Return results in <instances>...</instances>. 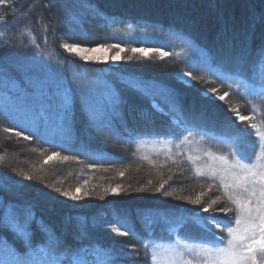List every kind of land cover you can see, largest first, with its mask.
Listing matches in <instances>:
<instances>
[{"label":"rangeland","instance_id":"1","mask_svg":"<svg viewBox=\"0 0 264 264\" xmlns=\"http://www.w3.org/2000/svg\"><path fill=\"white\" fill-rule=\"evenodd\" d=\"M58 2L60 3L61 1L0 0V5H15L14 9L19 10L24 7L28 9L30 4L32 6L36 3H43L49 7L51 6L50 3L56 4ZM64 2L60 3L61 8L74 10L73 13L71 11L70 17L74 19L76 26L73 24L74 30L69 29L70 31H67L66 34L62 29L60 30V34L57 35L59 46L49 45L45 39L47 33L39 28L38 31H42V38H38L36 35L35 42H33L34 37L31 35L30 27H23V29L19 30L22 41L19 38L16 41L15 33L12 32L8 25L9 21H11L12 12L6 6L2 8L0 6V50H5V52H2L5 57L1 55L2 59L0 56V107L26 132L38 134V136L52 144L70 147L74 141L72 111L77 103L90 123V125L87 123V127H92L93 132L96 134L105 130L108 132L107 137L111 140V135L115 136V128L113 127L115 116L120 114L118 111L119 93L125 90L123 81L138 84L139 89L148 94L150 98H158L165 104L171 105L177 111L178 102L167 83H173L184 88L185 92L196 93L200 96H202V89L216 88L218 94L221 95L224 92H228L229 95L224 102H213L206 98L228 115L229 112L226 109L238 108L241 115L251 116L252 104L257 105L260 113H264V102H261L258 96H251L249 99H245L242 95L245 84L254 85L259 89L261 82H249L238 75L215 67L206 51L198 47L190 37L172 30L149 25L132 23L126 25L110 23L107 25L106 21H104L105 24L100 22L99 24L89 25V20L84 19L86 17L85 14L90 12L88 11L89 8L86 9V6L81 5L80 2L76 4L72 2L73 6ZM31 6L28 9L29 11L32 10L30 14L21 13V16L19 13H15L22 17L24 23L31 17L34 19L37 15H43L45 12L53 17L56 14L58 15L56 8L51 11L44 10V8L38 9V13L33 14L36 10L33 8L36 7ZM74 14L77 16L74 17ZM15 22L16 17L11 24H15ZM59 23L63 24V21H59L56 24ZM95 29L97 32L94 31ZM72 37L73 40L71 39ZM39 39H41L42 43L37 42ZM22 43H24L23 46L21 45ZM63 43L77 44L81 48L88 49L97 48L99 45H119L123 51L119 52L121 59L117 61L111 59L119 51L115 47L84 53V55L91 57H107V59L84 60L80 55L63 49L61 47ZM133 48L162 49L169 55L161 58L159 53L152 51L149 57H144L139 52L133 53L131 51ZM3 62L5 64H2ZM146 69L148 71L143 73L142 71ZM149 70L153 72H149ZM187 72H192L196 78L191 85L188 83L190 78L182 76V73ZM261 73L262 71L259 70L258 77L264 76ZM141 74L145 76H141ZM229 85H240L241 90L237 91L235 87L230 88ZM249 100H251V103H249ZM151 108L169 118L168 120H170L174 133L169 136H138L129 140L122 138L124 142L126 141L122 145L114 142L119 150L133 154V156L138 158L140 161L138 163L141 167L135 165L133 167L119 168L120 166H118L117 170L108 176L111 177L109 179L110 182H107L101 188L97 183L93 188L89 175L85 176V181L80 185L81 187L72 183L68 175L72 176L75 168L80 166L72 163L75 160L71 157L65 159L66 156L56 155L51 161L60 163V165L64 163V170L60 166L51 169L50 166L52 165L45 163V161H49L48 158L53 156V153L46 150L42 152L32 142L24 139V136L17 137L15 135L17 131L9 128L6 122H0V170L2 169V173H8V175L13 177L12 182L9 181V184L12 183L11 185L18 188V190L20 188L23 189V187L25 189L26 186V188L30 189L32 186L40 184L39 186L44 191H40L41 193L39 192V194L48 199L55 198L54 195L56 193H61L57 192L56 189L62 187L60 183L62 184L63 182L65 184L66 181L69 184V193L79 195L81 197L80 201L89 199L90 202L91 194L90 192L88 193V188L86 187L91 183L89 187L93 189L92 192H99L97 194V202L99 201L101 204L102 202L106 203L110 198L114 201L118 199V201H121L125 197L135 198L147 194L162 202L169 201L170 203L189 205L187 206L189 210L181 208L182 211L176 214L167 213L163 209H153L152 212L149 211L145 214L147 219H151L150 223L153 222V225L164 226L167 233L171 230L179 229L181 228V224L178 222L180 214L191 212L201 207L208 202L209 196L215 199L216 196L222 195L221 192L217 191L215 182L203 177H197L194 173V167L201 166L202 163L207 161L202 160L194 166L184 153L199 154L201 156L204 150H211L213 153L218 154L225 153L229 151L227 138L238 136L240 138L239 142L234 144L233 147L238 153L251 154L254 140L246 123L235 121L230 116L235 127V133L233 132L232 135L225 137L184 125L177 116L167 115L169 113L163 109L157 100L151 102ZM260 118V116H257L258 120ZM105 126H108V129H104L106 128ZM185 128L188 131L197 133V135H195L191 144H184L178 148L176 145L188 134ZM5 129H12V131L5 132ZM200 135L205 136V142L202 144L198 143ZM177 153L181 154L178 155ZM40 155L45 156L41 158ZM102 157H105V155H91V158L95 160ZM179 160H184L185 165L180 166ZM151 163L154 165L161 163V167L171 165L176 170L168 172L167 176L161 179L146 178L145 173L152 165ZM88 166L89 164L87 163L85 168ZM47 168H49L48 172H46ZM120 173H123V175H120ZM131 173L138 175L137 179L140 181L136 178L129 181ZM28 177H31V179H28ZM2 178L5 179L1 175L0 181ZM6 180L8 181V179ZM165 181L167 183L164 184V188L157 191L160 184ZM15 182L18 185L13 184ZM209 185H211V191H209ZM117 187L119 188L118 193H113L111 189ZM77 188H80L79 193H76ZM62 191L67 190L64 187ZM165 193H172V195H166ZM200 193H205L201 205H195L190 200L183 199L189 197L194 200ZM60 195L58 198L61 197L63 199L64 197L62 196L64 195ZM1 204L0 202V206ZM219 206L231 207V204L222 199L217 207ZM4 207L3 221L12 228L24 227L25 220L29 221L33 217V213L13 209L11 204H5ZM228 215L231 216V213ZM224 216L225 214L220 212L215 214L217 220H222ZM188 227H191L194 235H197L199 231L201 232L191 222L183 225L182 232L186 231ZM113 228L116 227L111 225V231ZM112 232L115 234L114 231ZM190 233L191 230H189V236L187 237L193 240L204 235L203 233L200 237H195L191 236ZM175 239L176 236L173 235L172 240ZM40 248L49 251L45 245L38 243L34 249L37 251L38 260L52 261L53 259H58L62 261V264H69L70 261L73 264H79L81 260L86 261L87 264H102L110 256L107 248H99L98 251L92 250V252L81 248L71 256L55 252L44 256L39 252ZM118 248L123 254L120 255L122 260L115 261L112 259V264H149V256L145 255L143 246L121 244L118 245ZM133 248H135V252ZM7 249L17 252L12 245L3 244L0 245V255L7 256ZM27 250L29 251V249ZM25 253L21 251L19 254L24 255Z\"/></svg>","mask_w":264,"mask_h":264},{"label":"trees","instance_id":"2","mask_svg":"<svg viewBox=\"0 0 264 264\" xmlns=\"http://www.w3.org/2000/svg\"><path fill=\"white\" fill-rule=\"evenodd\" d=\"M46 1L53 2V0ZM60 1H66L71 4L70 6H73L72 2L75 4L80 2L81 5L86 6V9L89 8V14L86 13V17H84V19L89 20V25L99 24L100 22L107 25L110 23L120 25L132 23L172 30L188 36L198 47L206 51L215 67L238 75L249 82H264V76L258 77L259 70L262 71L261 74H264V60L260 59L261 52L264 50V0ZM58 3H50L51 6L49 7L43 3H36L32 6L30 4L29 6L36 7L33 8L36 9L33 14L38 13V9L44 8V10L51 11L56 8L58 15L56 14L53 17L45 12L43 15H37L34 19L31 17L26 23L22 21V17L15 13L17 12L19 15L21 13L30 14L32 10H28L29 6L28 9L24 7L19 10L14 9L15 5L3 4L0 6L1 8L6 6L12 12L11 21L8 25L15 33L16 41L18 38L22 39L18 31L23 27H30L32 37L35 38L37 35L38 38H42V31H45L47 33L45 38L47 43L59 46L57 35L60 34V30L62 29L66 34L67 31L74 30L73 24L76 26V22L70 17L71 11L73 13L74 10L61 8V4ZM76 16L74 14V17ZM15 17V24H11ZM59 21H63V24H56ZM104 21L106 22L104 23ZM38 28L42 31H38ZM98 31L101 32L99 29ZM71 39L73 40V37ZM37 42L42 43L41 39ZM24 43L21 45L23 46ZM3 51L5 52V50H0V56L4 55L3 57H5V54H2ZM2 64H5V62ZM147 71L146 69L142 72ZM149 72L153 71L149 70ZM141 76L145 75L141 74ZM122 83L125 85V90L119 93L118 111L120 114L115 116L113 122L115 136L111 135V140L107 137L108 132L105 130L96 134L93 132L92 127H87L89 122L84 116V111L76 102L72 111L74 141L70 147L52 144L38 136V134L26 132L1 107L0 122H6L9 128L22 132L24 137L30 136L31 139L27 140L41 149L42 152L46 150L50 153L71 157L75 160L72 163L80 166L75 168L72 176L68 175L72 183L80 186L85 181V176L89 175L93 188L96 183L101 188V186L110 182L111 177L108 176L112 172L114 173L118 166H120L119 168L135 165L141 167L138 158L128 152H122L115 145V143L119 145L126 143L122 138L129 140L138 136H169L174 133L169 118L151 108L153 100L159 102L163 109L169 113L167 115L177 116L186 126L204 130L217 136L227 137L234 132L235 127L229 115L225 114L216 104L196 93L185 92L184 88L173 83H167L178 102L177 111L158 98H150L141 89L134 90L128 86V82L123 81ZM105 127L104 129H108V126ZM97 154H103L105 157L98 160L91 158V155ZM40 156L44 158L45 155ZM45 163H50L52 165L50 166L51 169L60 166L64 170L65 167L64 163L60 165V163L51 160L45 161ZM87 163L89 166L85 168ZM180 164V166L185 165L184 160L180 161ZM160 165L161 163L150 165L145 173L146 178L161 179L167 176L168 172L176 170L171 165H165L168 167H161ZM1 170L0 174L5 179L2 178L0 181V202L2 203L0 206V245L10 244L19 253L28 251L24 242L25 237L21 236L15 228L4 223L5 204H11L13 209L33 213V217L27 225V238L30 239L32 249H35L36 245L41 243L50 252L65 253L71 256L81 248L91 252L92 250L98 251L99 248H107L109 255L115 261L122 260L120 255H123L118 245L142 246L141 240L147 241L167 235L165 227H161L159 224L153 225V222L150 223L151 219H147L146 213L152 212L153 209H163L167 213L172 212L175 214L182 211L181 208L189 210V207H187L189 205L170 203L169 201L162 202L147 194L135 198L125 197L121 201H118L119 199L114 201L110 198L106 203L102 202L101 204L99 201L97 202L99 192H92L93 189L89 187L91 183L86 187L88 193L91 194L90 202L89 199L80 201L72 199L71 196H62L63 199L58 198L64 192L62 191L64 187L70 192L69 184L66 181L65 184L60 183L62 186L59 187L61 193H56L55 198L48 199L39 194L40 191H44L39 186L40 184L34 185L30 189L26 186L25 189L23 187V189L18 190V188L11 185L12 183L9 184V181L12 182L13 177L8 173H2L3 170ZM46 170L48 172L49 168ZM188 170L190 171V169ZM13 176L15 175L13 174ZM130 177L129 181L137 179L138 175L131 173ZM171 224L174 226L173 223ZM111 225L120 228L122 232H128V235L113 234ZM189 230H191V236L200 237L203 234L196 231L198 234L194 235L191 227L186 228V231L184 230L181 234L189 236ZM51 233L55 234V243L50 238Z\"/></svg>","mask_w":264,"mask_h":264},{"label":"snow or ice","instance_id":"3","mask_svg":"<svg viewBox=\"0 0 264 264\" xmlns=\"http://www.w3.org/2000/svg\"><path fill=\"white\" fill-rule=\"evenodd\" d=\"M33 42H35V38H33ZM61 47L70 53L80 55L84 60L107 59V57H91L84 53L115 47L119 51L111 59L117 61L121 59L119 52L123 51L119 45H99L97 48L88 49L81 48L77 44L63 43ZM131 51L139 52L144 57H149L152 51L159 53L161 58L169 55L162 49L133 48ZM260 59L264 60V50L261 52ZM182 76L190 78L189 85L196 79L192 72L182 73ZM128 86L134 90L139 89V85L133 82H128ZM229 87H235L237 91L241 90L240 85H229ZM201 95L213 102H224L229 93L224 92L221 95L218 94L216 88H211L202 89ZM242 95L245 99L258 96L261 102H264V82L261 83L259 89L254 85L245 84ZM226 111L229 112L231 118L240 123H246L247 128L251 130L254 140L253 151L251 154L238 153L233 145L237 144L240 138L232 136L227 138L229 151L225 153H213L211 150H204L202 156L184 153L194 166L202 160L207 161L201 166L194 167V173L197 177L215 182L217 191L222 195L216 196L215 199L209 196L208 202L201 207L180 214L178 222L181 224V228L171 230L163 237L147 241L141 240L145 255L149 256V264H264V113H260L255 104H252L251 116L241 115L238 108L226 109ZM257 116L261 118L258 120ZM11 131L12 129H5V132ZM185 131L188 134L176 145L178 148L184 144H191L197 135V133L188 131L187 128ZM15 135L21 137L23 133L16 132ZM23 138L31 139L30 136ZM204 142L205 136L200 135L198 143ZM56 155L58 154L53 153V156L48 159L51 160ZM165 183L167 181L161 183L157 191L163 189ZM211 190V185H209V191ZM56 191L60 192V189H56ZM111 191L118 193L119 188H113ZM79 192L80 188H77L76 193ZM62 194L65 197L71 196L72 199H81L79 195L71 194L68 191H64ZM165 194L172 195V193ZM204 195L205 193H200L194 200L189 197L183 199L190 200L195 205H201ZM222 199L231 204V207H217ZM217 212L225 214L222 220L216 219ZM229 213L231 216L228 215ZM188 222L197 226L204 235L195 240L182 236V227ZM28 223L29 221L26 219L24 227H17L16 230L25 237L24 242L29 251L20 255L12 249H7V256L0 255V264H62V261L58 259L52 261L37 259V251L31 248L30 239L27 238ZM112 231L117 235H128V232H122L118 227L113 228ZM173 235L176 236L175 240H172ZM50 238L53 243L56 242L54 233L50 234ZM133 251L135 252V248ZM39 252L44 256L51 255L50 251L43 248H40ZM69 264H73V262L70 261ZM79 264H87V262L81 260ZM102 264H112V257L108 256Z\"/></svg>","mask_w":264,"mask_h":264}]
</instances>
